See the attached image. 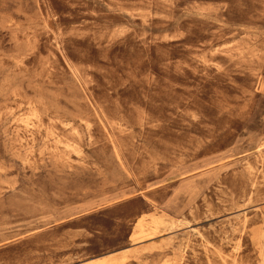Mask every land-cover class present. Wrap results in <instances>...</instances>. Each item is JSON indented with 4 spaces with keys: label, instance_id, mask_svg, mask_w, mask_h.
<instances>
[{
    "label": "rangeland",
    "instance_id": "1",
    "mask_svg": "<svg viewBox=\"0 0 264 264\" xmlns=\"http://www.w3.org/2000/svg\"><path fill=\"white\" fill-rule=\"evenodd\" d=\"M0 264H264V0H0Z\"/></svg>",
    "mask_w": 264,
    "mask_h": 264
}]
</instances>
